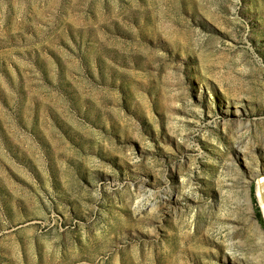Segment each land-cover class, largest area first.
<instances>
[{
    "label": "rangeland",
    "instance_id": "374dc122",
    "mask_svg": "<svg viewBox=\"0 0 264 264\" xmlns=\"http://www.w3.org/2000/svg\"><path fill=\"white\" fill-rule=\"evenodd\" d=\"M260 181L264 0H0V264H264Z\"/></svg>",
    "mask_w": 264,
    "mask_h": 264
},
{
    "label": "bare ground",
    "instance_id": "6f19581e",
    "mask_svg": "<svg viewBox=\"0 0 264 264\" xmlns=\"http://www.w3.org/2000/svg\"><path fill=\"white\" fill-rule=\"evenodd\" d=\"M258 195L263 196L264 195V181L258 183Z\"/></svg>",
    "mask_w": 264,
    "mask_h": 264
},
{
    "label": "trees",
    "instance_id": "16d2710c",
    "mask_svg": "<svg viewBox=\"0 0 264 264\" xmlns=\"http://www.w3.org/2000/svg\"><path fill=\"white\" fill-rule=\"evenodd\" d=\"M261 216L260 215H258V218H260Z\"/></svg>",
    "mask_w": 264,
    "mask_h": 264
}]
</instances>
